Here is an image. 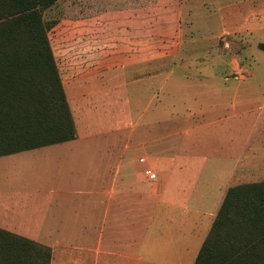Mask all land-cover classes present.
<instances>
[{
	"label": "rangeland",
	"instance_id": "1",
	"mask_svg": "<svg viewBox=\"0 0 264 264\" xmlns=\"http://www.w3.org/2000/svg\"><path fill=\"white\" fill-rule=\"evenodd\" d=\"M43 17L76 138L0 157L1 228L51 264H95L96 246L108 264L113 245L137 253L144 213L218 212L229 187L264 180V129L240 115L264 94V0H59ZM106 176L133 179L130 211L93 202Z\"/></svg>",
	"mask_w": 264,
	"mask_h": 264
},
{
	"label": "trees",
	"instance_id": "2",
	"mask_svg": "<svg viewBox=\"0 0 264 264\" xmlns=\"http://www.w3.org/2000/svg\"><path fill=\"white\" fill-rule=\"evenodd\" d=\"M57 1L0 0V157L76 138L43 17ZM51 260L50 246L0 227V264ZM194 264H264V180L228 188Z\"/></svg>",
	"mask_w": 264,
	"mask_h": 264
},
{
	"label": "crops",
	"instance_id": "3",
	"mask_svg": "<svg viewBox=\"0 0 264 264\" xmlns=\"http://www.w3.org/2000/svg\"><path fill=\"white\" fill-rule=\"evenodd\" d=\"M246 103H249L246 106H250L240 115H242V118L251 123L249 126L252 127L251 131L258 132L257 135H259V130L264 129V124L260 121V116L264 114V94L261 98H259V100L257 99L255 101ZM74 150L76 149L70 151ZM253 165L256 166V171H264V163L260 165L258 162H256ZM119 180L120 178H111L109 176H106L104 178L105 185L101 186L100 189L92 193L94 195L93 202L103 206L106 202L103 199V195H107L106 197L109 201H111L112 203L115 202V209L120 210V207L116 205L118 199L122 198L124 199L122 201L128 202L127 209L128 211H130L131 194L129 189V182H131L130 180L133 181V179H127L128 181L122 179L121 182L128 183V186L126 188L123 187L122 189L116 188L120 186V184L118 183ZM138 188L140 194L144 193V185L142 186L139 183ZM157 196L161 197L162 194H159ZM168 202L169 206L167 205V207L165 208H159L161 211L144 213V222L142 223L137 235V253H131L129 252V250L121 251L115 245H113L109 247L106 252V255L108 257V264H111V260L112 264H130L133 260H138L143 264L195 263L202 243L211 229L218 208L216 207L215 210H212L210 212L197 210L193 212L192 216H189L188 212H191L190 210L184 208L178 214L175 212V208H173L174 206H176L173 204V201ZM116 210L114 212V215L117 214ZM196 212L200 215H194V213ZM118 215L120 214L118 213ZM156 217H158V221L154 224V220ZM113 223L116 227H119L121 225V227H119V230L124 232V222H122L120 219H117L114 220ZM122 246L124 247L125 245ZM94 250L96 260L95 264H99L101 249L99 246H96Z\"/></svg>",
	"mask_w": 264,
	"mask_h": 264
},
{
	"label": "built area",
	"instance_id": "4",
	"mask_svg": "<svg viewBox=\"0 0 264 264\" xmlns=\"http://www.w3.org/2000/svg\"><path fill=\"white\" fill-rule=\"evenodd\" d=\"M141 162H144V159H141ZM146 174L148 175L150 180H155L157 178L156 172H154L152 169H147Z\"/></svg>",
	"mask_w": 264,
	"mask_h": 264
}]
</instances>
